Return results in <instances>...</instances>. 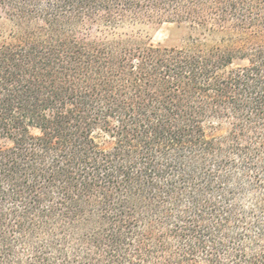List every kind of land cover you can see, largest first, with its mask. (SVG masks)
<instances>
[{"label":"trees","instance_id":"obj_1","mask_svg":"<svg viewBox=\"0 0 264 264\" xmlns=\"http://www.w3.org/2000/svg\"><path fill=\"white\" fill-rule=\"evenodd\" d=\"M0 10V264H264V0Z\"/></svg>","mask_w":264,"mask_h":264},{"label":"rangeland","instance_id":"obj_2","mask_svg":"<svg viewBox=\"0 0 264 264\" xmlns=\"http://www.w3.org/2000/svg\"><path fill=\"white\" fill-rule=\"evenodd\" d=\"M177 33L178 30L172 24L162 23L152 26L150 29V39L154 44H178L179 38L176 35Z\"/></svg>","mask_w":264,"mask_h":264}]
</instances>
